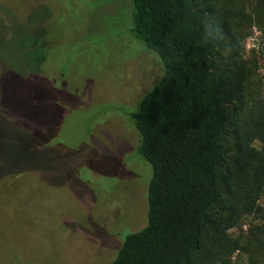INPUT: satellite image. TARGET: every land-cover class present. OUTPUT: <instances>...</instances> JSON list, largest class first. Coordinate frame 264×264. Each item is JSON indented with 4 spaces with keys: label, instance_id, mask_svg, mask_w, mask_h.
Masks as SVG:
<instances>
[{
    "label": "rangeland",
    "instance_id": "1",
    "mask_svg": "<svg viewBox=\"0 0 264 264\" xmlns=\"http://www.w3.org/2000/svg\"><path fill=\"white\" fill-rule=\"evenodd\" d=\"M131 11L0 0V264H108L145 226L152 170L126 110L163 67ZM244 46L262 48L254 27Z\"/></svg>",
    "mask_w": 264,
    "mask_h": 264
},
{
    "label": "trees",
    "instance_id": "2",
    "mask_svg": "<svg viewBox=\"0 0 264 264\" xmlns=\"http://www.w3.org/2000/svg\"><path fill=\"white\" fill-rule=\"evenodd\" d=\"M130 1L131 38L163 73L126 110L147 221L108 264H264V0Z\"/></svg>",
    "mask_w": 264,
    "mask_h": 264
}]
</instances>
